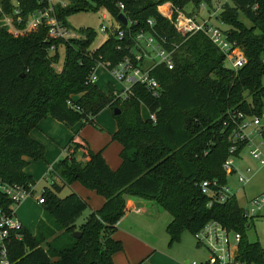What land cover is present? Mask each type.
Segmentation results:
<instances>
[{"label":"trees","instance_id":"16d2710c","mask_svg":"<svg viewBox=\"0 0 264 264\" xmlns=\"http://www.w3.org/2000/svg\"><path fill=\"white\" fill-rule=\"evenodd\" d=\"M19 1L24 17L40 7L38 0ZM72 1L61 19L87 10L108 11L131 34L147 29L148 20H153L158 33L180 47L173 70L161 66L154 71L163 89L159 99L136 86L134 96L120 102L112 85L104 91L90 82L100 62L117 65L123 60L125 51L117 49L116 31L93 50L97 33L83 30L88 40L55 42L57 50L51 54L45 28L18 38L0 29V184L35 185L25 169L30 161H44L46 149L31 132L48 117L68 127L96 126V118L111 110L117 123L111 142L122 146L118 170L110 168L103 151H89L85 163L76 161L74 153L60 161L52 175L64 187L80 183L105 203L77 227L88 202L75 192L60 198L63 186L56 183L53 189L45 188L36 234L23 229L22 240L10 246L12 264H115L114 255L123 251L115 234L128 197L154 202L171 215L167 226L171 244L184 231L196 234L216 220L241 235L237 258L242 264H264V247L247 236L254 220L244 216L236 199L208 207L209 198L195 186L203 180L227 183L223 164L231 145L224 125L228 114L264 111V0H230L218 15L247 57V65L238 72L229 68L225 55L205 35L186 39L158 11L165 2L183 10L188 5L211 6L212 0ZM0 3L6 13L12 12L13 0ZM120 3L134 23L131 28L118 20ZM240 13L251 28L240 21ZM142 104L156 115V123L144 119ZM115 109L121 114L115 116ZM11 205L0 191V207L7 210ZM76 228L82 233L79 238L73 235Z\"/></svg>","mask_w":264,"mask_h":264},{"label":"built area","instance_id":"2783aa9c","mask_svg":"<svg viewBox=\"0 0 264 264\" xmlns=\"http://www.w3.org/2000/svg\"><path fill=\"white\" fill-rule=\"evenodd\" d=\"M38 3L40 7L24 17L23 3L19 0H13L11 13H6L4 9H0V26L10 30L16 38L45 28L47 30L45 42L51 44L49 48L51 54L56 53L55 42L69 43L88 40V34L83 30L91 28L78 30L69 24L70 17H66L65 20L61 19V15L72 6L74 1L38 0ZM167 5L168 7L159 6L158 11L171 22L178 34L186 37V39L197 34L205 35L225 55L229 68L236 72L247 65L248 60L243 49L237 42L230 39L228 30L212 24V18L217 15L218 11H215L214 14L207 11L209 14L207 18L202 15V10L206 11L207 9L206 4H201L195 11H187L186 8L180 10L172 3ZM118 9L120 15L123 14L127 17L124 12L125 6L122 3L118 4ZM102 18L106 20L107 16L104 15ZM127 19L128 25L126 27L131 28L134 23L128 17ZM147 24V29H141L135 34H131L129 31L127 33L117 21L116 26L112 28L106 26L101 28V33L108 35V39L110 34L116 31L115 36L119 41L117 49L118 51H125V56L117 65H112L109 61L100 62L91 75L90 82L97 84L96 70L99 65H103V68L108 70L119 85L118 88L114 87V89L116 100L120 102H126L134 96L136 86L143 87L153 98L159 99L163 95V89L160 82L155 78L154 71L161 66L167 67L169 70H173L175 67V55L180 45L167 42L156 30L153 20H148ZM143 109L148 112L144 119L156 123V115L150 113L145 104H142ZM227 117L224 125L230 132L231 145L229 156L223 164V170L227 178L229 175H237L238 183L243 187L250 182L253 174L250 169L240 171L236 167L237 159H241L242 152L246 148L249 150V155L264 168L263 153L255 142L256 138L264 140V111L261 115L232 112ZM68 148L69 157L73 155V150ZM50 172H53V169H50ZM195 186L209 198L208 207L214 204H226L233 199L237 201L236 194L228 185V180L227 183H222L218 179L203 180L198 181ZM0 191L12 203L7 210L0 207V264H12L10 246L14 241L22 240L21 232L25 228L17 216V209L28 199L36 198V190L33 185L1 183ZM36 200L40 205L45 203L42 196ZM239 207L249 220L264 218V193L251 199L246 198V205L244 207L239 205ZM195 236L198 247L205 250L206 258L201 261H193L191 264H241L237 258L242 239L239 233L230 231L219 221L212 220Z\"/></svg>","mask_w":264,"mask_h":264},{"label":"rangeland","instance_id":"374dc122","mask_svg":"<svg viewBox=\"0 0 264 264\" xmlns=\"http://www.w3.org/2000/svg\"><path fill=\"white\" fill-rule=\"evenodd\" d=\"M169 3L171 2H165L160 6L168 7L167 4ZM227 3L231 5L230 0H212L211 6L207 5L206 11L202 10V15L208 18L209 14L207 11H209L210 14H214L215 11H218L217 15L213 16L212 18V24L218 25L224 30L229 29L227 26L221 24V21L218 20L219 18L217 19L218 13H220V10L223 9ZM3 8L4 7L0 3V9ZM196 9L197 8L192 5H188L186 7L187 11H195ZM104 15L107 16L106 20H103L102 18ZM239 18L246 27H252V24L247 20L243 13H240ZM69 24L78 30L86 28L93 29L97 33V36L91 47L93 50H95L102 46L108 39V35L101 33L102 26L112 28L113 26H116V20L108 11L102 10L94 12L93 10H87L71 16L69 18ZM0 29L7 30L10 35L15 37L14 34L11 33L7 28L0 26ZM63 58L64 52L62 51L61 64L54 67L57 71L61 69ZM103 67V65H99L98 69L96 70V76L98 78L97 83H99L98 86L102 88V90L107 91L108 86H110L109 84L115 85L116 82L108 70ZM142 115L143 117H146L148 112L143 109ZM98 117L96 118V126L90 124L83 126L81 123H78L74 127H68L65 124L58 123V121L53 119L49 121L52 124V126L49 128L50 131L53 132V136L51 135V137L54 139L43 140V145L46 148L45 160L33 162L28 167V171L32 174L35 180L36 198H31V200H28L18 209V217L20 218L21 222L34 235L36 234L38 222L43 217V206H41L36 199L42 196L45 188L53 189L52 185L54 184V177L51 176L52 172L49 173L48 170L50 167H56L60 161L68 157V154L65 156L63 152V146L65 144L71 142L70 144L73 146L74 158L78 162L85 163L87 161L86 156L88 155L89 151L93 153H99L103 151V157L108 161L107 164L110 166V168L113 167L116 168L115 170H118L122 165V146L118 142H111V134H113L114 129L117 127V123L113 117L112 111L106 110ZM250 130L251 128L249 131ZM76 132L79 134L77 135ZM75 133L76 135H74ZM73 137L74 139L76 137V139L79 140L77 143H85L86 146L74 144ZM255 142L257 147L263 153L264 159V140L256 138ZM248 151V148H246L242 152V160L240 158L237 159L236 167L240 171H246L247 169L252 170L253 174L251 176L250 182L242 187L238 183L237 175H229L227 178L228 185L236 194L237 201L241 207L246 205V198L251 199L264 193V168L258 161L254 160L249 155ZM47 173L48 176H46ZM56 180L58 179L56 178ZM59 185L63 186L61 183ZM70 187L71 186L63 187L61 192L58 193V196L60 198H65L70 193L74 192H71ZM77 187H79L80 190L85 189L82 184L78 185ZM132 198L133 197H128V199ZM84 200L88 202L89 206L77 220V227L85 224L89 216L93 212L101 209L104 204V199L96 193L93 194L90 201L88 199ZM141 200L144 201L143 199ZM157 207L159 212L157 217L153 219L141 218L139 221H134V225L136 226L135 231H129V233L134 238L125 236V234H123V230L118 233V237L123 242V251L116 255L119 263L191 264L193 261H200L203 259L206 255L204 252L205 250L203 251L201 248H198V242L195 234L189 231H184L179 241H176L172 244L170 243L171 240L167 233V226L172 221V217L162 207L158 205ZM74 230H76V232H80L78 228ZM247 236L250 242L259 241L264 247L263 217L256 218L252 222L251 227L248 228ZM122 238H124V241ZM141 245L143 249L140 248ZM144 245L151 247L145 248ZM186 261H189V263Z\"/></svg>","mask_w":264,"mask_h":264},{"label":"crops","instance_id":"0c3cea01","mask_svg":"<svg viewBox=\"0 0 264 264\" xmlns=\"http://www.w3.org/2000/svg\"><path fill=\"white\" fill-rule=\"evenodd\" d=\"M219 20V19H218ZM220 21V20H219ZM98 82V81H97ZM99 83H97L96 85L98 86ZM109 85H112V84H109ZM113 87H119V85L117 83H115V85L113 84L112 85ZM99 87V86H98ZM100 88V87H99ZM102 89V88H100ZM99 118V117H98ZM51 119V117H48L46 119H43L40 123H39V126L38 128H36L35 130H33L31 132V137L41 143L43 145V140L44 139H51L53 140L54 138L51 137V135L53 134V132L50 131V127L52 126L51 122H49ZM54 120V119H53ZM53 122V121H52ZM60 123V122H58ZM62 124V123H61ZM117 130V127L114 129V132L113 134L116 132ZM77 135L79 134L78 132H76ZM76 133L74 135H76ZM35 134V136H34ZM53 136V135H52ZM112 136V134H111ZM73 142L74 144H81L82 146H86L85 143H77L79 142L78 139H74L73 137ZM66 143V142H65ZM71 143V142H70ZM70 143H67L63 146V152H64V155L67 156V149H69L68 147L71 148V150H73V146L70 145ZM44 146V145H43ZM45 147V146H44ZM46 149V148H45ZM84 156V155H83ZM84 159V158H83ZM106 162L108 163V161L106 160ZM33 163V161H30L29 165L27 166V168L25 169V173L29 176H32V174L28 171V167ZM55 167H50L48 172L50 171V169H54ZM113 170H115L116 168H113L111 167ZM46 176H48V173L46 174ZM53 176V175H51ZM53 180H54V183L56 184H60V180H56V177L53 176ZM34 179V178H33ZM35 181V180H34ZM62 184V183H61ZM78 185H80V183H74L71 185L70 189H71V192L74 191L76 193H78L83 199H88L90 201L91 197L93 196V194L95 192L93 191H90L89 189L85 188V189H81L83 191L80 190L79 187H77ZM61 186V185H60ZM34 187H36V184L34 185ZM64 187V186H63ZM36 190V189H35ZM86 190V192H85ZM104 199V198H103ZM28 200H31V199H28ZM27 200V201H28ZM27 201H25L24 203H22L18 209L23 205L25 204ZM104 203H105V199H104ZM18 209H17V216H18ZM93 210V209H92ZM94 211V210H93ZM159 215V212H158V207L155 203L153 202H149V201H142L141 199H138V198H132V199H127V211L125 212V215L123 216V218L120 220V222L118 223V228H117V232L115 234V238L119 241L122 242V240L118 237V233L120 231L123 230V234H125V236L127 237H131V238H134L130 233L129 231H135V225H134V221H139L141 218H148V219H153L155 217H157ZM20 219V218H19ZM123 241H124V238H122ZM123 244V242H122ZM145 248H150L151 246H148V245H144ZM140 248L143 249L142 245L140 246ZM199 248V247H198ZM203 250V249H202ZM204 251V250H203ZM205 252V251H204ZM206 253V252H205ZM119 254V253H118ZM117 255V254H116ZM114 255V262L115 264H121L119 263V260L117 258V256ZM206 258V255L203 259L201 260H204ZM200 260V261H201ZM189 263V261H186Z\"/></svg>","mask_w":264,"mask_h":264},{"label":"water","instance_id":"95a60500","mask_svg":"<svg viewBox=\"0 0 264 264\" xmlns=\"http://www.w3.org/2000/svg\"><path fill=\"white\" fill-rule=\"evenodd\" d=\"M118 20L124 25L127 26L128 25V19L125 15L121 14L118 16ZM115 116H118L121 114V111L119 109H115L114 111ZM74 237L79 238L81 237L82 233L81 232H75Z\"/></svg>","mask_w":264,"mask_h":264}]
</instances>
